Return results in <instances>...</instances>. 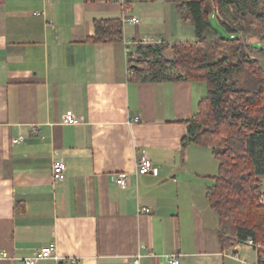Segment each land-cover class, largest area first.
<instances>
[{"label":"crops","instance_id":"obj_1","mask_svg":"<svg viewBox=\"0 0 264 264\" xmlns=\"http://www.w3.org/2000/svg\"><path fill=\"white\" fill-rule=\"evenodd\" d=\"M123 14L138 22L122 23L121 42L86 41L94 19ZM181 21L168 0H0V264L52 241L57 258L36 264H257L256 250L234 246L246 257L235 259L219 245L210 148L181 145L205 84L128 79L126 48L182 40ZM139 155L152 172L136 173Z\"/></svg>","mask_w":264,"mask_h":264},{"label":"trees","instance_id":"obj_2","mask_svg":"<svg viewBox=\"0 0 264 264\" xmlns=\"http://www.w3.org/2000/svg\"><path fill=\"white\" fill-rule=\"evenodd\" d=\"M182 21L193 24V40H174L172 58L162 47L136 45L127 57L128 79L133 82L185 80L202 82L206 94L186 119L187 134L181 145L210 148L217 171L205 188L210 209L217 216V239L222 249H232L251 239L264 264V206L258 202L264 176V67L252 55L264 54V0H168ZM217 20L230 33L231 54L208 59L210 44L205 31ZM257 26L253 34L244 30ZM121 18L94 19V33L86 41L118 43L123 40ZM212 29V28H211ZM237 29L243 31L240 40ZM214 31V30H213ZM216 34V32L214 31ZM153 55L151 59L148 57Z\"/></svg>","mask_w":264,"mask_h":264},{"label":"built area","instance_id":"obj_3","mask_svg":"<svg viewBox=\"0 0 264 264\" xmlns=\"http://www.w3.org/2000/svg\"><path fill=\"white\" fill-rule=\"evenodd\" d=\"M122 22H132L137 23L138 19L135 17H129L125 14L121 17ZM148 38L143 37L142 39L135 42L138 44H145L148 43ZM127 53H130L129 49L126 48ZM129 71V70H128ZM138 117L136 116L134 118V121H137ZM63 122L65 124H79L81 122V118L75 117L72 115H66ZM22 139V136L15 138L13 142H17ZM136 173L137 174H148L153 171V165L152 162L146 158L144 155H139L136 158ZM66 164L61 158H54L52 160L51 165V176L53 182H62L65 179L66 176ZM114 182L122 189L127 187L128 184V174L127 172H118L114 176ZM259 203L264 206V197H262L259 200ZM141 212H149V208L141 207L139 209ZM240 243L236 244L235 246H240ZM244 245L248 248H252L254 250L262 249L263 247L260 244H255L251 239H248L244 242ZM229 256L232 258L238 259L237 253H229ZM47 258H57L56 254V245L55 242L52 241L49 244L42 246L38 249H36L32 255L21 258L19 260V264H36L39 260L47 259ZM140 254H136L135 256H132L130 258V264H140ZM168 263L169 264H179V259L177 254H170L167 256ZM240 259V258H239ZM70 262L73 264H81L79 261H77L75 258H70ZM245 264H250L249 262H244ZM257 264L258 260H257Z\"/></svg>","mask_w":264,"mask_h":264},{"label":"rangeland","instance_id":"obj_4","mask_svg":"<svg viewBox=\"0 0 264 264\" xmlns=\"http://www.w3.org/2000/svg\"><path fill=\"white\" fill-rule=\"evenodd\" d=\"M217 16L218 13L216 12V10H214V15L212 14L211 17H210V22H211V28H208L206 31H205V36L207 37V40L210 44V47H209V52H208V59L209 60H214L222 55H229L231 54V51H232V47L229 46L228 43H226V41H221L219 38H224V39H228L230 37V33H228L225 28L219 24L218 20H217ZM241 24H242V27L244 30H247L248 28H251L250 30L252 31V33L254 34L257 30H258V27L257 26H253V27H248L246 23H244L242 20H240ZM216 32V34L214 33V31ZM178 34H177V38H180L182 40H193L195 38V35H194V29H193V24L190 22V21H181L180 22V27L179 29L177 30ZM237 33H238V36L240 38V40H243L244 38V33L243 31L237 29ZM174 41V40H173ZM258 49H263L264 50V43H257V46H256ZM134 51L131 52V54H133ZM162 55L164 58H172L173 56V52L170 48V45L167 46L165 44H163L162 46ZM153 55H150L148 58L151 59L153 58L152 57ZM252 57L258 59L260 61V63L263 65L264 67V54H255V55H252ZM262 185L260 187V193H264V176H262ZM264 197V195H259L258 197V202L259 200ZM240 248L242 250H244L245 248V245L244 243H240ZM240 249V250H241ZM239 255H240V258H243V259H246V257L243 256V251H240L239 252Z\"/></svg>","mask_w":264,"mask_h":264},{"label":"water","instance_id":"obj_5","mask_svg":"<svg viewBox=\"0 0 264 264\" xmlns=\"http://www.w3.org/2000/svg\"><path fill=\"white\" fill-rule=\"evenodd\" d=\"M232 251H233L234 253H236V252H237V249H236V248H232Z\"/></svg>","mask_w":264,"mask_h":264}]
</instances>
